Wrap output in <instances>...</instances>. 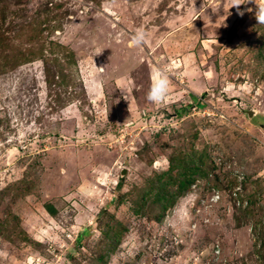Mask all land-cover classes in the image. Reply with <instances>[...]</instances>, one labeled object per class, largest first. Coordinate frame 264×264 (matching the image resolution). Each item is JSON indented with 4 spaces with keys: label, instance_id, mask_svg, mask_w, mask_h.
Masks as SVG:
<instances>
[{
    "label": "rangeland",
    "instance_id": "1",
    "mask_svg": "<svg viewBox=\"0 0 264 264\" xmlns=\"http://www.w3.org/2000/svg\"><path fill=\"white\" fill-rule=\"evenodd\" d=\"M242 3L0 0V264H264V0Z\"/></svg>",
    "mask_w": 264,
    "mask_h": 264
},
{
    "label": "clouds",
    "instance_id": "2",
    "mask_svg": "<svg viewBox=\"0 0 264 264\" xmlns=\"http://www.w3.org/2000/svg\"><path fill=\"white\" fill-rule=\"evenodd\" d=\"M249 2V0H248ZM232 7H236L237 11L240 12L239 6L242 5V0H230ZM256 3V0H255ZM258 10L256 12V19L259 23H264V5L257 4ZM242 15L243 13L240 12ZM148 42V35L144 29H137L132 36V46L142 47ZM169 77L167 67H158L156 74L152 80V84L147 93V99L151 103L159 104L164 101L168 94L169 89Z\"/></svg>",
    "mask_w": 264,
    "mask_h": 264
},
{
    "label": "trees",
    "instance_id": "3",
    "mask_svg": "<svg viewBox=\"0 0 264 264\" xmlns=\"http://www.w3.org/2000/svg\"><path fill=\"white\" fill-rule=\"evenodd\" d=\"M39 15V17L41 16V13L40 14H38ZM1 40V39H0ZM51 54H53V53H51ZM46 56V55H45ZM47 58H46V60H48V59H50V61H52V56H46ZM63 57H67L66 55H65V52H63ZM57 59H58V57H56ZM62 59L63 58H61V62H62ZM45 60V61H46ZM63 66V64H60V66ZM48 70H50V68L48 69ZM55 72H58V73H55ZM55 72L52 74V76H57L58 75V77H60V76H63L64 75V70L63 69H61V68H59L57 71L55 70ZM59 73H60V75H59ZM199 104H201V105H203V103L202 102H200ZM184 113V109L183 110H181V112L180 113H178V114H180V115H182ZM255 119H256V117H255ZM261 119L263 120V118L261 117ZM181 174H183V176H185L186 175V172L184 171L183 173H181ZM161 180H162V177H159ZM172 180H174V178L173 177H171V179H168L167 180V182H163L161 185H159V191H158V197L157 198H159V199H162V198H164L165 196H164V194L166 193V186H167V184H169L170 182H173ZM161 182V181H160ZM187 182H189V181H187ZM187 182H182L181 183V188H184V187H186L187 186ZM173 196V195H172ZM87 232H88V229L87 228H85L84 229V231L82 232V233H80V238L78 239V241H77V243L79 244L80 242H81V240L83 239V237L85 236V234H87ZM99 259H101L100 261H103V257L102 256H99L98 257Z\"/></svg>",
    "mask_w": 264,
    "mask_h": 264
}]
</instances>
